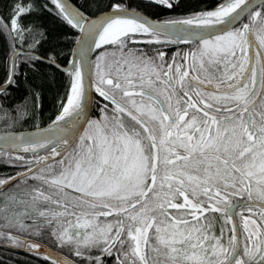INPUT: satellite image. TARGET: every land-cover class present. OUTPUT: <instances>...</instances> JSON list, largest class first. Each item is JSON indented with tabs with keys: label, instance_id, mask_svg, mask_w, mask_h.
Returning a JSON list of instances; mask_svg holds the SVG:
<instances>
[{
	"label": "snow or ice",
	"instance_id": "obj_1",
	"mask_svg": "<svg viewBox=\"0 0 264 264\" xmlns=\"http://www.w3.org/2000/svg\"><path fill=\"white\" fill-rule=\"evenodd\" d=\"M0 36V248L264 264V0H12Z\"/></svg>",
	"mask_w": 264,
	"mask_h": 264
},
{
	"label": "trees",
	"instance_id": "obj_2",
	"mask_svg": "<svg viewBox=\"0 0 264 264\" xmlns=\"http://www.w3.org/2000/svg\"><path fill=\"white\" fill-rule=\"evenodd\" d=\"M10 2H12V0H0V15L6 14L7 5ZM24 2L27 3L28 0H24ZM196 2L200 5H212L215 2H217V0H196ZM22 19L26 21L30 19V17H23ZM39 19L42 20L46 25H48L50 33L53 37L57 34V31L61 28L59 22L54 20L50 16L41 14L39 16ZM4 50H5V41L4 38L0 36V54H2ZM36 83L39 84L40 80L37 79ZM24 94L26 93H23L20 90L17 91L18 96H22ZM57 98H58V94L55 85L51 87H47V86L44 87L43 96H42V110L39 114L40 126L46 125L48 123V118L54 114L53 105L55 104ZM32 123L34 122H29V124ZM29 124H26L24 127L28 128ZM18 130H23V129H18ZM0 131H3V129H0ZM20 170L21 169L19 168L8 167L4 163L0 162V178H3L6 174H12ZM19 190L23 191V189H19ZM11 192H12V186H9L8 188L3 187L2 189H0V204H3L4 197L10 195ZM0 260L6 261V264H45L44 261L39 260L36 257L31 256L24 251L11 252L2 248H0ZM107 264H112L111 260H108Z\"/></svg>",
	"mask_w": 264,
	"mask_h": 264
},
{
	"label": "flooded vegetation",
	"instance_id": "obj_3",
	"mask_svg": "<svg viewBox=\"0 0 264 264\" xmlns=\"http://www.w3.org/2000/svg\"><path fill=\"white\" fill-rule=\"evenodd\" d=\"M218 2V0H217ZM142 46V45H141ZM175 49H172V51H174ZM104 101L102 100V98H99L98 96L95 97L94 103L92 104V110H91V118H96L99 116V105L103 104ZM47 246V245H45Z\"/></svg>",
	"mask_w": 264,
	"mask_h": 264
},
{
	"label": "water",
	"instance_id": "obj_4",
	"mask_svg": "<svg viewBox=\"0 0 264 264\" xmlns=\"http://www.w3.org/2000/svg\"><path fill=\"white\" fill-rule=\"evenodd\" d=\"M153 19H155L154 17H153ZM91 110H92V105L90 106V109H89V111H90V114H91ZM47 125V124H46ZM46 125H43V126H41V127H44V126H46ZM3 187L2 186H0V189H2Z\"/></svg>",
	"mask_w": 264,
	"mask_h": 264
}]
</instances>
